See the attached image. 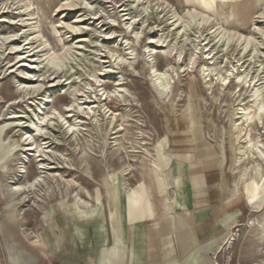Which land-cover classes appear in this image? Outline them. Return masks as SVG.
Instances as JSON below:
<instances>
[{
    "label": "rangeland",
    "instance_id": "rangeland-1",
    "mask_svg": "<svg viewBox=\"0 0 264 264\" xmlns=\"http://www.w3.org/2000/svg\"><path fill=\"white\" fill-rule=\"evenodd\" d=\"M136 1L76 0L73 7H69L65 6L66 0H0V264H4L3 239L5 244L21 243L19 239L22 237L18 236L19 232L15 229L19 221L27 223L25 229L33 233L31 230L44 225L49 217L48 212L56 213L64 207L75 206L73 198L67 202L54 199L45 214L28 204L23 215L17 219L12 214L15 206H7L1 193L4 183L18 173L20 160L25 154L28 155L26 177L32 179L37 174L35 153L29 151L33 143H47V150L50 151L42 157L49 164L45 166L46 172L54 170L56 163L62 161L61 153H67L69 157L77 156L74 141L65 134L67 124L72 119L80 121L85 129L84 135L89 136L94 146L93 156L89 160L90 175L87 176L81 169L67 170L66 165H60L61 171L67 177L76 178L91 193L97 191L101 181L110 174L118 175L120 180L127 178L131 185L140 180L143 173L140 156L143 150L138 149L139 153L128 158L125 153L110 150H105L102 156L103 148H100L102 142H114L115 139L110 138L118 135L125 143L128 140L134 141L133 136L139 128L145 131L149 144L147 148L153 154L155 178L158 180L164 171L169 170L171 161L162 155L170 146L166 131L168 120L170 124L173 123L171 130H174L187 126L193 117L202 127V130H197L221 154L226 168L228 158L232 160L235 156L232 125L238 104L253 105V86L264 91V36L255 31V38L258 37L254 43L256 47L258 45L257 56L252 49L242 51V46L235 43L227 52H222L220 43L212 42L211 47L206 48L213 41L206 28L201 33L189 29L184 36L185 32L179 34V29L171 26L172 17L174 13L183 16L190 8L203 9L214 15V24L218 21L228 28L249 35L254 31V21L263 24L261 22L264 19H260L259 14L264 0ZM72 2L67 0L69 5ZM235 13L237 16L234 17ZM136 15L140 17L131 21V17ZM138 31L140 35L136 38ZM160 37L166 40L165 44L158 42ZM17 45L20 50H14L13 47ZM198 46L195 69L184 71L183 66L188 57ZM66 47L70 48V57L64 65L57 67L49 62L50 55L61 54L68 49ZM172 47H184L181 61L177 58V52L169 58L163 54V50L169 51ZM210 49L215 51L211 56L213 61H207ZM206 61L222 71L234 69L224 88L217 79L214 80L212 95L207 94L208 84L203 81L199 71V65ZM153 66L160 71L167 68L170 70L172 98L165 103L152 83L150 69ZM243 71L249 72L251 77L260 78L256 83L236 81L235 76ZM120 77L123 81L120 87L123 89L116 95L112 94L117 86L116 79ZM212 78L216 77L211 75L207 81ZM103 91L109 93L107 98H102ZM180 95L182 101H178ZM41 103H44L43 113L49 114L53 110L57 113L45 122L42 135V132L40 136L34 134L31 141H24V134L30 132L31 122L40 110ZM89 105L95 107L93 117L84 113ZM111 113L117 116L113 117ZM58 114L65 121H61ZM96 116L102 120L98 124L95 123ZM100 124L103 131L97 133L95 125ZM117 125L125 128V131L109 135L107 129ZM190 125L196 130V123ZM250 131L258 150L264 153V119L254 122ZM134 145L139 146L136 143ZM256 151L253 152L254 159L250 157L249 167H260V187L253 189L252 184L249 187L240 186L250 210L264 207V157H260ZM129 160H133V170L128 171L126 176L122 171ZM227 176L230 186L232 176L228 171ZM219 187L220 194L229 188L224 179ZM242 194L236 199H242ZM90 201L94 202L93 198ZM261 210L252 215L246 213L245 219L242 218L236 224L245 223L249 217L261 218L264 208ZM240 229L233 247L224 250L221 264H254V261L264 256V247L263 250L257 248L261 237L259 231L245 227ZM8 250L12 259L18 256L16 248Z\"/></svg>",
    "mask_w": 264,
    "mask_h": 264
},
{
    "label": "crops",
    "instance_id": "crops-1",
    "mask_svg": "<svg viewBox=\"0 0 264 264\" xmlns=\"http://www.w3.org/2000/svg\"><path fill=\"white\" fill-rule=\"evenodd\" d=\"M169 143L173 161L158 180L142 173L131 185L107 176L83 195L91 206L51 211L30 240L19 221L23 239H3L4 264H221L224 236L250 212L245 193L239 200L220 194L222 179L230 187L227 168L201 131L190 139L175 129Z\"/></svg>",
    "mask_w": 264,
    "mask_h": 264
},
{
    "label": "bare ground",
    "instance_id": "bare-ground-1",
    "mask_svg": "<svg viewBox=\"0 0 264 264\" xmlns=\"http://www.w3.org/2000/svg\"><path fill=\"white\" fill-rule=\"evenodd\" d=\"M143 1L144 0H137L136 2H138V3L142 2L143 3ZM75 2H76V0H73V2L70 4L69 7H73ZM208 13H209L208 11L203 10V9H198V8H194V9L190 8L189 10H187V12L183 16H179V15L174 13V15L172 17V25L171 26L176 28V30L179 29L178 30L179 34H182L185 32L184 36L187 35V31H189V29L194 30L195 32L201 33L202 30L206 28L207 32H209V35H211V37H213V41H210L207 44L206 48L209 49V47H211V45H212V42H213V44H215V43L219 44L220 43L219 45H222V46L219 48L222 49V52H227L230 49L231 45H233V43H235V44H239L240 46H242V48H243L242 51L252 49V51L254 53H256V56H257L258 45L256 47L254 45V43L256 44V41H257L256 38H258V37L255 38V35L257 34L255 31H257L256 30L257 28L260 29V31H258V35L261 34V32H264V20H263V22H261V23H263L262 25H260L259 23L254 21L252 24L254 31H251L249 33V35H245L243 33H240L239 31H236L235 29H231V28H228L227 26H224L223 23H220L218 21L214 24L213 23L214 18L212 17L214 15H210ZM259 15H260V17H259L260 19H264V5H263V9L261 10ZM235 16H237V13L234 14V17ZM138 17H140V15H136L134 17H131V19L130 18L129 19L131 21H135ZM226 19H228V17H226ZM71 27L73 28V26H71ZM233 34H235V35H233ZM139 35L140 34L138 31V33L136 34V38H139ZM247 37H251L252 38L251 41H249L247 39ZM229 41H231V42H229ZM158 42L165 44L166 40L164 38L160 37ZM13 48H14V50L15 49L20 50V47L18 45L13 47ZM66 48H68V47H66ZM198 49H199V46L196 47V50L188 57L187 63L183 66L184 71H186V70L187 71H193L195 69V67L197 65L196 55H197ZM153 51L157 52L156 50H153ZM62 52H61V54L58 55V59H55L53 55H50L49 62L54 63L57 67H61L62 65H64L66 60L70 57V48H68L67 50L65 49V51L63 53ZM176 52H177V58L179 59V61H181L183 54H184V47H182V48L181 47L180 48L172 47L171 49H169V51L163 50V54L166 55L167 58L174 55ZM214 52L215 51L213 49H210V51L208 53L207 61L212 60L211 56L213 55ZM56 54H58V53H56ZM206 56H207V54H206ZM121 60H124V59H121ZM207 61L202 62L199 65V71L201 73L203 81L206 82V84H208L207 85L208 87L206 89L207 94L212 95L213 94L212 93V86H213L214 80L217 79L220 82L222 88H224L228 84L230 77H231V73L233 72L234 69L233 68H227L225 71H222V70H219L216 66H213V64L211 62H207ZM55 65H54V67H55ZM236 68H237V66H236ZM150 70H151V73H152L151 75L153 78L152 83H153L154 87L156 88V90L159 92V94L162 95L163 102L165 103L166 101H168L172 98L171 97V92H172L171 89L172 88H171L170 70L167 68L165 70L160 71V70L156 69L154 66ZM103 72H105V71H103ZM211 75H213L216 78H212L211 80H209L210 81L209 82L207 80L210 78ZM28 76H30V75H28ZM258 78H260V77H258V76L251 77L249 72H244V71L239 72L235 76L236 81H239L241 83L243 82L246 84L248 82L249 83H252V82L256 83L258 81L257 80ZM225 81H227V83H225ZM116 82H117V86L112 91V94H115V95L117 93H120L121 89H123V87H120L121 85H123L122 84V82H123L122 78L121 77L117 78ZM207 82H209V83H207ZM239 86H240V84H238V87ZM108 94H109L108 92L103 91V94L101 96H102V98H107ZM251 94H252L251 97L253 98V105L246 106L242 103L238 104V107L236 109V118L233 120V125H232V127H233L232 140L234 142V144H233L234 146H232V147H233V152L235 153V156L233 157L232 160H230V158H228L227 171H228V174L231 175L232 177H231V185L227 191L229 192L231 197H234L233 199H236L237 197L240 196V194H242L240 186L243 187L244 185H248V187H249V185L252 184L253 189H258L260 187V182L262 179V172H261L260 167L259 166H257L256 168L249 167V164H250L249 160H250V157H252V158L254 157L255 153H253V152L255 149H257L256 152L260 157H264V153L262 151L258 150L256 143L251 138V131H250L251 125L254 122L258 123L259 121L261 122L264 119V91L260 87L253 86L251 88ZM181 96L182 95H180V98L178 99V101H182ZM43 104L40 106V110L35 114L32 122H31L30 126L32 128L30 127V129H31L30 132L25 133L24 134L25 137L22 135L24 137L23 138L24 141H28V139L30 140V139H32V137H35L34 134L39 135V133L42 132L41 133V135H42L45 122L51 116H53L57 113L56 110H53L49 114L43 113V110H44L42 108ZM73 104H74V102H73ZM71 106H73V105H71ZM94 108L95 107H92L89 105L88 108H86V110H84V113L88 116H92L94 113V111H93ZM183 112H185V110ZM110 115H112L113 117L117 116L114 113H111ZM58 116H59V119L61 121H65V118L63 116H60L59 114H58ZM94 118L96 120V122H95L96 124H98L100 121H102L97 116ZM193 122L196 123V125H195L197 127L196 130H193L192 126L190 125ZM67 125L68 126L66 127L65 134L69 135L67 137H69L75 143L74 151L78 152L77 154H75V155H77V156H75L76 158L73 155L72 156L70 155V157H69V155H66L67 153H65V154L61 153V156L63 157L62 161H58L56 163L57 167H53L54 170H52L51 172H46L45 166H47L49 164L44 162L42 157L44 155H47L50 151V150L49 151L47 150L48 149V146H46L47 143L42 142L40 144H37V143L32 142L33 144H31V142H30V144L32 146H31L30 150L29 149L28 150L35 153L34 155L36 158V164H37L36 166H37V170H38L37 174L32 179L26 177V164H27L28 155L25 154L23 159L21 158V160H20L18 173L16 175H14L13 177H11L10 179H8V182L4 183V185L2 186L3 190L1 193H2V197H3V200L5 201L6 205L7 206H12V205L15 206V211L12 213L15 218L20 219L21 215H23V213L25 211V209H24L25 206H27L28 204H32L33 206L38 208L40 211H42L43 213L46 214L49 210V206H50L51 202L54 199L55 200L61 199L65 202H67V201H71V198H73L72 199L73 203L76 206H81V207L91 206L90 201L84 197L86 195L90 197L89 192L82 186V184H80V182L76 178H74L73 176L72 177L65 176L63 174V172L61 171L62 167L60 165H66L67 170H74V169L79 170V169H81L87 176H89L90 175V171H89L90 162H89V160L93 156L94 146H93L92 140L89 138V136L84 135L85 129L82 128L81 123L77 118L72 119V121ZM101 125L102 124H100L99 126L95 125L97 133H99V131L100 132L103 131ZM171 127H173V123L170 124L169 120H168V124L166 126V131L169 134V138H170L171 132L175 130V129L171 130ZM201 128L202 127H200L199 124L197 123V121H194V118L192 117L190 120V123L187 126L180 127L177 129H181V131H183L191 139L192 133H193V135L196 136V134L198 132H200L197 129L202 130ZM69 129H72V130L70 131ZM108 130L110 132L109 135H116L118 133H121L122 131H125V128L121 127L120 125H117L113 128L107 129V131ZM134 135H135V136H133L134 141L128 140L127 143H125V141H123V140H120L119 135L115 136L114 138H110L112 140L115 139L114 142H108V141L102 142L101 147H100L101 149L103 148V150L101 151L102 156L105 154V150H110L114 153H121V154L125 153L128 158H131V157H134L133 154L139 153V150H143V152L141 153L142 156H140L141 167L140 166L139 167L142 168V172H143L144 176L149 175L155 181V173H154V169H153V160H152L153 154L147 148V145H149V144L146 141L145 131H143L142 128H139L136 131V134H134ZM128 143L131 146L127 145ZM135 143L139 146H135L134 145ZM193 144L195 146L198 144L196 142V139H195V142ZM169 150H170V146H169L167 151L163 152L162 155H164V157L168 158L172 163V161H173L172 157H174V156ZM54 153H56V151ZM228 153H229V151H228ZM52 158H54V157H52ZM55 158H56V156H55ZM132 162H133V160H129V163L124 164L123 171H122L123 173L126 174L128 171L133 170V166L131 164ZM250 173H251V176H250ZM118 174H120V173H118ZM221 174H223V172ZM115 176H116L115 174L114 175L110 174V175H108V178L112 179L113 182H115V180H116ZM17 189H20V191H17ZM245 190H246V192L248 191L247 187L245 188ZM230 196H229V198H230ZM229 198H228V200H229ZM263 208L264 207H262L258 210H252L251 209L249 214L252 215V214L259 213L260 211H262L261 209H263ZM49 213L50 212H48L47 214H49ZM243 218L245 219V217H243ZM256 226H257V228H256ZM241 227H245L247 229H252V230L256 229L257 231H259V235H261V237L259 238L260 240H259V243L257 245V248L261 247L263 250V247H264V213H263V215H261V218H259V219H254V218L249 217L246 219L245 223L234 225L230 229V232L228 234H226V236H224L225 239L223 240L222 248L224 250H227V249H230L233 247L234 242L236 241L237 232H240ZM1 228L3 231L6 230L3 225L1 226ZM237 228H239V229L237 230ZM21 231H22L23 236L30 240L32 233H29L27 229H21ZM33 241H34L33 243L39 242V240L37 238ZM254 262H255L254 264H264V256L262 255L261 258H259L258 260L254 261Z\"/></svg>",
    "mask_w": 264,
    "mask_h": 264
},
{
    "label": "snow or ice",
    "instance_id": "snow-or-ice-1",
    "mask_svg": "<svg viewBox=\"0 0 264 264\" xmlns=\"http://www.w3.org/2000/svg\"><path fill=\"white\" fill-rule=\"evenodd\" d=\"M65 6H70L68 3H67V0H66V4H65ZM87 6V5H86ZM73 31H77V29H72ZM257 31H260V29L259 28H257L256 29ZM233 35H235V34H233ZM261 35H264V32H261ZM247 39L249 40V41H251V37H247ZM229 42H231V41H229ZM58 55L59 54H53V56H54V58L55 59H58ZM225 83H227V81H225ZM70 131L72 130V129H69ZM17 191H20V189H17Z\"/></svg>",
    "mask_w": 264,
    "mask_h": 264
}]
</instances>
